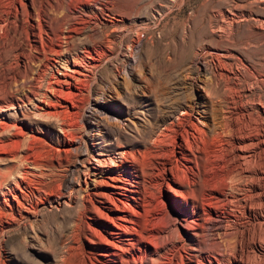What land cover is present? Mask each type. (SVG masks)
<instances>
[{
    "label": "bare ground",
    "instance_id": "1",
    "mask_svg": "<svg viewBox=\"0 0 264 264\" xmlns=\"http://www.w3.org/2000/svg\"><path fill=\"white\" fill-rule=\"evenodd\" d=\"M7 1L13 6L11 13L4 8ZM53 1L0 0V28H5L6 32L1 46L16 51L15 55L23 64V69L13 76L2 74L0 113L3 117L9 115L8 109L24 107L31 97L37 96L40 97L38 103L33 104L31 101L33 104L31 112L37 115L45 114V107L51 102L49 95L54 97L53 101H56V105H60L62 99L64 100V87L73 85L76 86L77 91H82L81 85L86 76L82 70L89 65L95 67V62L99 60L101 54L107 53L108 48L122 37L123 32L119 30L122 17L97 13L100 24L102 23L106 30L96 33L93 32L94 27L89 22L90 15L85 12L78 14L70 12L64 0ZM260 1L264 5V0ZM12 22L13 26L10 29L6 28V25ZM87 26L90 32L86 31ZM43 30L53 37L47 46L52 51L50 56L19 49L17 40L22 38L29 46V50L32 48L38 50L41 44L40 32ZM79 36L83 37L84 42L75 47L71 41ZM131 48L133 47L129 44L125 52L129 54ZM96 54L100 55L99 58ZM128 54L126 55L124 51L122 53L123 58L127 60L128 70L121 74L114 72L112 81H108L106 86L94 95L93 105L87 112V126L82 140L83 149L80 151L84 155L80 160L83 177L80 176V169L77 170V188L72 184L74 179L68 180V185L71 184V192H77V196L79 194L77 206L75 205V218L71 221L69 229L77 241L84 243L82 235L85 236L89 242L85 245L90 248L87 251L89 253L82 259L84 261L81 262L83 264H163L164 262L165 264H264V106L253 103L248 107L243 104L240 95L218 96L211 93L208 95L201 93L200 90L190 92L191 94L187 96L184 94V97L175 95L176 97L170 102L171 110L165 111L168 113L164 114L162 128H157L149 141L151 147L156 150L143 145L142 152L145 155L157 151L158 148L163 149L161 142L166 132L174 130L175 126H180L179 133L175 132L179 139L173 144L175 153L169 159L171 163L166 169L165 165L163 167L167 178L162 177L158 182L159 190L154 191L146 186L147 183L144 184L137 179L138 171L134 162L137 163L138 160L129 161L119 152L120 159H117L119 161H115L114 158L111 164H106L105 154L101 152L103 146L107 144L103 140L107 128L110 131L128 129L136 134H143L145 129V121L139 117L141 115L135 113L132 115L133 112L129 115L127 106L124 108L118 105L121 94L119 95L117 86H124L127 76L130 78L136 75V68L141 63L138 61L142 58L139 51L136 53L137 56H134L138 61ZM206 55L210 63L206 58L207 61L200 58L201 55L197 53L189 64L199 72L205 73L204 75L212 71L220 73L225 57L223 53L209 51ZM32 64H35L34 69L31 67ZM45 68H51L52 76L46 82L45 90L41 92L38 75ZM26 78H28V86L24 88L22 94L19 96L11 94L10 88L18 84L22 85ZM201 83L202 86L198 85L199 87L207 86L202 80ZM192 87L189 89L191 90ZM156 97L146 94L142 99L146 102H155ZM253 108L256 116L250 114L249 110ZM174 111H178V114ZM20 115L26 117L29 114L22 111ZM192 117L200 126L191 121ZM12 128L15 126L0 122V136L7 138L17 136ZM58 128L62 133L61 139L71 145L72 142L68 141L73 135V127L59 125ZM73 138L76 140L77 137ZM208 140L213 141L218 147L217 170L196 184L194 176L198 173L196 170H201L202 151L205 150L203 146ZM207 146L209 145L205 147ZM176 152L180 154L179 157ZM191 162L195 163L197 169L190 165ZM188 165L191 167H187ZM189 169L193 177L188 175ZM113 172L121 173L123 176H112ZM34 175L37 174L29 170L19 159L15 177L10 181L14 187H2L3 189L0 187V218L5 219L3 217L9 211L21 207L19 197L24 198L25 191L18 187L16 178L27 183L28 176ZM106 178H112L121 184L116 183L112 185L110 191L101 192V187L107 181ZM140 187L148 195V199H144V204L141 203ZM178 197H182L181 204L185 208H178ZM71 198L69 195L68 202ZM88 215H98L102 222L88 221L86 220ZM101 225L106 234L100 231ZM73 249L74 246L70 245L69 248L64 247L59 252L54 248L51 264H77L76 251L74 252Z\"/></svg>",
    "mask_w": 264,
    "mask_h": 264
},
{
    "label": "rangeland",
    "instance_id": "2",
    "mask_svg": "<svg viewBox=\"0 0 264 264\" xmlns=\"http://www.w3.org/2000/svg\"><path fill=\"white\" fill-rule=\"evenodd\" d=\"M64 1L70 12L74 14L85 12L90 15L89 22L94 27L93 32L96 33L106 30L101 25L102 23L100 24L96 16L97 13L107 14L110 17H122L123 20L119 25V30L123 34L117 42L108 48L107 53L101 54V56L96 54L100 58L95 62V67L89 65L86 66L89 67L88 69L82 70L86 76L83 78L81 92L77 91L78 89L73 85L63 88L65 95L60 104L63 107L56 105V101H53L55 100L54 97L49 95L51 102L45 107V114H32V106L38 103V98H40L37 96L35 98L31 97V100L28 103L26 102L24 107L8 109L7 113L9 115L6 117H3L0 113V122H4L9 126L14 125L15 128H12V131L17 135L10 138L0 136V187H14L10 181L15 177L19 159L23 161L29 170L38 175L28 176L27 183L16 178L18 187L25 191V195L24 198L19 197L20 208L9 211L6 214L7 217H3L5 219L0 218V264H49L52 261L54 248L59 252L64 247L69 248V245L74 246L73 250L76 251L77 264H83L84 260L82 261V259L89 253L87 251L90 249L85 243L89 244V242L83 235L84 243L77 241L69 229L71 221L75 218L79 194L77 196V192H71V184L68 185V180L74 179L72 184L77 188V170L80 169V176L83 177V167L80 160L84 155L80 151L83 149L82 140L84 129L87 126L88 109L93 105L95 93L104 88L108 81H112L114 72L121 74L128 70L127 60L123 58L122 53L124 51L126 55L128 54L125 50L129 44L133 48L129 50L128 56L135 59L134 56H137L136 53L139 51L142 58L141 61H138L137 57L135 59L141 62L139 63L140 66L137 67L138 69L136 68V75L134 77L130 76V78L127 76L125 79L126 85L124 82V86H117L119 95L121 94L118 105L124 108L127 106L129 115L132 112V115H141L138 116L145 121V129L143 134H136L128 129L126 131L123 129L110 131L107 128V132L103 137L104 143L107 144L103 146L104 149L101 152L105 154L106 164H111V161L113 162L115 159V161H119L117 159H120V154L125 155L129 161L138 160L137 163L134 162L138 171L137 179L143 181L144 184L147 183L146 186L154 191L159 190L160 183L158 182L161 181V178H167L165 169L166 166L170 165L171 161L169 159L175 153V149L172 147L174 142L179 139L175 132L179 133L180 126H175L174 130L166 132L167 134L161 142L163 149L158 148L157 151L147 155L142 150H144V146L156 150L151 147L149 141L154 136L157 128H162L164 114L167 115L168 113H165V111L171 110L169 106H171L170 102L174 97L178 95L184 97L195 90H200L201 93H208V95L209 93L218 96L240 95L243 104L245 103L246 106L250 104L251 107L253 103L264 106V5L260 0ZM4 8L10 13L13 11V6L9 1L5 2ZM13 24V22L8 23L6 28L10 29ZM261 24L262 27H260ZM86 31L90 32L89 28ZM220 32H223V34ZM5 33V28H0V80L4 73L10 77L23 69L21 59L15 55L16 51L1 46ZM40 33L41 44L38 50L33 48L29 50V46L22 38L17 40V46H20L18 48L20 50L26 49V52H40L42 55L50 56L52 51L47 46L53 40V37L44 30ZM79 37L71 41L73 46L78 47L84 42L83 37ZM208 50L222 52L225 56L224 61L222 60L223 65L220 73L212 71L204 75L205 73L199 72L189 64L197 53L201 55L200 58L208 60L206 55L209 52ZM99 51L101 50L99 49ZM207 62L210 63V60ZM31 67L34 69L35 64H32ZM50 69H42L38 75V85L41 92L45 90L46 82L51 79L52 70ZM26 79L22 85L12 86V89L10 88L11 94L14 93V96L21 95L28 86V78ZM201 80L207 86L199 87L202 86ZM189 87H192L193 90L192 88L190 90ZM214 91L216 94H214ZM146 94L157 96L156 103L154 101L146 102L142 99ZM22 111L27 112L29 115L21 117L20 112ZM249 111L251 115L254 116L255 114L256 116L254 108ZM46 112L49 113L46 114ZM175 112L178 114V111ZM191 119L197 126H200L194 117ZM59 125L73 127L72 134L80 140L77 138L75 140L72 135L70 141H68L72 142L71 145L67 141L64 142L61 139L62 133L59 131ZM151 131L154 132L151 134ZM211 142L213 141L208 140L203 146L205 150L202 151L201 170H196L198 173L194 176L196 184L201 182L202 179L208 178L217 170L218 147L214 142ZM206 145L209 146L206 148ZM77 146H79V149L76 148ZM119 146L121 148H118ZM176 154H178V157L180 156L179 153L176 152ZM141 158L143 159L141 160ZM164 165L165 169L163 168ZM190 165L197 169L195 163L191 162ZM31 166L34 168H30ZM191 166L188 165L187 167ZM71 169L73 172L70 173ZM187 172L190 177H193L190 169ZM112 176L122 177L123 174L113 172ZM105 181L106 183L101 187V192L110 191L113 188L112 185L116 183L121 184V182L114 181L112 178H106ZM69 195L72 198L68 202ZM140 197L142 198V204H144V199H148L147 192L142 187H140ZM178 200V208H185L181 204L182 197H178ZM86 220L102 222L98 215H88ZM99 229L103 234H106L102 225ZM179 253L184 254L182 251H179Z\"/></svg>",
    "mask_w": 264,
    "mask_h": 264
}]
</instances>
